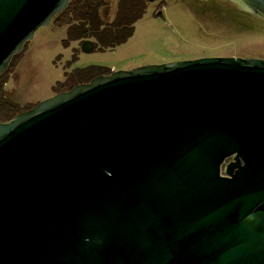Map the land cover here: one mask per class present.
<instances>
[{"label": "water", "instance_id": "obj_1", "mask_svg": "<svg viewBox=\"0 0 264 264\" xmlns=\"http://www.w3.org/2000/svg\"><path fill=\"white\" fill-rule=\"evenodd\" d=\"M70 1L0 0V76ZM0 264H264V61L102 75L1 123Z\"/></svg>", "mask_w": 264, "mask_h": 264}, {"label": "rangeland", "instance_id": "obj_2", "mask_svg": "<svg viewBox=\"0 0 264 264\" xmlns=\"http://www.w3.org/2000/svg\"><path fill=\"white\" fill-rule=\"evenodd\" d=\"M119 12V0L100 11L112 36L54 22L37 30L8 70L6 97L28 111L108 72L200 59L264 61V19L233 0H147L132 25Z\"/></svg>", "mask_w": 264, "mask_h": 264}, {"label": "trees", "instance_id": "obj_3", "mask_svg": "<svg viewBox=\"0 0 264 264\" xmlns=\"http://www.w3.org/2000/svg\"><path fill=\"white\" fill-rule=\"evenodd\" d=\"M146 1L147 0H119V17L123 16V19L128 21L129 24H134L143 17L146 10ZM106 5L107 0H71L67 9L60 15L56 16L53 22L58 26L70 25L75 27H83V29H88L92 33V36L95 37H103L104 35L112 36V33L106 34L102 22L99 21L100 11ZM113 25H115V23ZM98 26L101 29L98 28ZM18 56L19 55H16L12 59L8 69L0 76V123H8L12 121L18 114L24 112L17 104L11 102L6 97L5 92V86L8 82V70ZM111 74L112 72H108L103 75L109 76ZM93 79L94 78L91 80ZM72 88L63 89L62 87L63 90H61L59 93L69 91ZM31 109L32 108L29 110Z\"/></svg>", "mask_w": 264, "mask_h": 264}, {"label": "flooded vegetation", "instance_id": "obj_4", "mask_svg": "<svg viewBox=\"0 0 264 264\" xmlns=\"http://www.w3.org/2000/svg\"><path fill=\"white\" fill-rule=\"evenodd\" d=\"M233 1H235L237 4H239V5H242L239 1H237V0H233ZM245 9V8H244ZM1 124V123H0ZM234 161V158H230L229 160H227L226 162H225V164H224V166H223V168H222V175L224 176L225 175V173H224V171H225V168H226V166L228 165V164H230V163H232Z\"/></svg>", "mask_w": 264, "mask_h": 264}]
</instances>
